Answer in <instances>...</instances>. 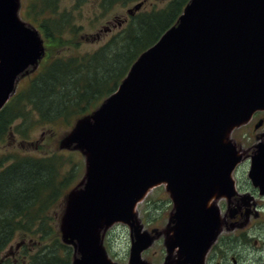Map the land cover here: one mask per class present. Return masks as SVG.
<instances>
[{"label": "water", "instance_id": "95a60500", "mask_svg": "<svg viewBox=\"0 0 264 264\" xmlns=\"http://www.w3.org/2000/svg\"><path fill=\"white\" fill-rule=\"evenodd\" d=\"M19 7L20 0H0V110L16 92L17 77L45 54L39 31L18 18ZM258 110H264V0H190L117 90L61 141L87 158L62 220L73 264H116L101 232L118 222L130 227L129 264H150L142 252L160 232L143 230L136 207L161 184L174 202L163 264H203L222 227L213 202L234 194L232 173L243 160L230 132ZM251 158L249 177L264 194V142Z\"/></svg>", "mask_w": 264, "mask_h": 264}, {"label": "trees", "instance_id": "16d2710c", "mask_svg": "<svg viewBox=\"0 0 264 264\" xmlns=\"http://www.w3.org/2000/svg\"><path fill=\"white\" fill-rule=\"evenodd\" d=\"M118 1L143 0H100L98 4L109 9ZM189 1L170 0L160 10L141 8L94 51L63 59L51 50L64 42L66 29L77 36L82 26L75 24L73 11L58 7L57 0H29L27 19L38 25L46 42V57L51 60H45L41 70L29 76L28 85L0 111V140L14 131L17 119L28 118L26 103L40 122L55 123L63 118L71 123L72 116L79 120L89 114V105L117 90L139 55L177 23ZM20 127L17 125L16 131L25 134ZM9 156L12 161L0 170V254L22 234L21 254H29L27 264H72V247L61 241L49 221L52 208L64 198V189L74 176L62 173L60 156L11 154L5 158ZM30 246H38L32 257Z\"/></svg>", "mask_w": 264, "mask_h": 264}, {"label": "rangeland", "instance_id": "374dc122", "mask_svg": "<svg viewBox=\"0 0 264 264\" xmlns=\"http://www.w3.org/2000/svg\"><path fill=\"white\" fill-rule=\"evenodd\" d=\"M99 1L100 0H57L58 7L61 10L73 11L74 22L82 26V29H80L77 36L69 29H66V31L63 32L64 42L55 46V50L50 49L54 52L55 56L67 59L94 51L120 30L123 26H121V23L129 16L127 12L128 9L138 3V1H129L126 3L124 1H118L109 9H105L98 4ZM169 1L170 0H145L142 10L152 11L155 9H163ZM28 4L29 0H20V7L17 11V15L22 22H27L35 26L34 22L28 20L26 16V6ZM36 27L38 28L37 24ZM45 44L46 42L43 41L44 49L46 47ZM46 53L47 52H45L44 57L42 56V58L37 60L35 67L34 65L30 66L27 71L17 77L15 86L18 92L28 85L29 76H35V74L41 70L43 64L47 63V60H51V58L48 59L46 57ZM105 99H107V97ZM105 99L93 101L89 105L92 109L89 114H93L99 109V106ZM24 105L26 110H30L28 118L26 120L23 118L17 119L13 123L12 128H14V131H9L8 136L0 140V170L12 161V157L10 156L5 158V156L11 154H28L37 157L60 156L62 158V173L64 174L68 171L74 177L68 181L64 189V193L66 192L64 198L52 208L50 213L53 219L50 220L49 223L54 225L55 229L59 231L58 235L61 241L72 247L73 264L76 254L74 246L64 241L62 220L64 217L67 194L71 189L75 188L86 175L87 158L79 149L61 147V139L72 132L78 120L74 115L70 118L71 123H67L63 118L55 123L40 122L38 121V114L32 110L30 103ZM261 117H263L262 113H259L257 117H254L250 122L230 132L229 139L240 148L238 150L242 151L243 154L247 151L246 147L249 144L256 143L254 146L256 150H253V154H255L258 145L264 141V139L260 140L257 137V133L261 134L264 132L263 123L261 124L262 126L260 125L258 128L254 129V123L258 122ZM17 125H21L20 129L24 130L26 133L24 134L21 131H16ZM245 155L247 156V154ZM250 167L249 162H245L244 166L238 168L236 174L233 175L234 178L236 176V182L239 181L238 183L241 188L246 190L245 192H247V190L252 192L251 188L257 189L252 184L249 177ZM257 192L258 194L261 193L260 190H257ZM234 195L235 193L230 197V200ZM221 199L222 201L226 200L224 197L217 198L216 203L218 204ZM260 200H262L264 204V199ZM262 208V215L258 218H252V212L246 210L240 223H235L232 218L225 217L227 224H223L220 231V233H223L224 244L222 249L224 251L221 253L218 252L215 261H213V263L211 261L212 264H217V261H219L220 264H264V206H262ZM137 209V216L139 221L143 224V230H147L153 236H155L154 234H156V231L160 232V234L156 235L150 249L142 252V258L146 259L150 264H163L167 257L165 244V240L167 239V224L174 211V202L170 193L166 190L165 184L152 189L150 193H148V196L139 204ZM222 214L225 216L224 210H222ZM227 225H231L232 227L229 228ZM103 233L105 250L110 259L116 264H129L131 252L129 225L116 223L105 232L102 231L101 235H103ZM19 245H22L23 248L24 243L22 241V234L17 235L4 250L11 251L13 264H27L29 261V254L19 256V254H21V252L17 251L20 250L17 248ZM4 250L2 252H4ZM37 250L38 246L29 247L31 257L37 254ZM225 252H227V259L224 260L221 256ZM170 256L171 260H175L178 258L179 254L176 250ZM16 258L17 260H15ZM207 261L208 260L204 261L203 264H206Z\"/></svg>", "mask_w": 264, "mask_h": 264}, {"label": "flooded vegetation", "instance_id": "af4514ba", "mask_svg": "<svg viewBox=\"0 0 264 264\" xmlns=\"http://www.w3.org/2000/svg\"><path fill=\"white\" fill-rule=\"evenodd\" d=\"M259 113H262L263 117H261L258 120V122L254 123V129L258 128L257 125L260 124L261 122L263 123V124L262 123L261 124L264 125V112L263 111L257 112L254 115V117H257V115ZM254 117L252 118V120L254 119ZM257 137L260 140H263L264 139V132L261 133V134L257 133ZM258 138H257V140H258ZM255 145H256V143L249 144L246 147L247 151H245V153H247V155H251L253 153V150H256V148L254 147ZM245 162H250V159L248 158V159L244 160L239 165L238 168H240L241 166H244ZM234 174H236V173H234ZM235 178H236V176H235ZM238 182L239 181L236 182L237 183V193L229 201L230 206L232 208L231 216L230 215L228 216V214L225 213V217H229V218L232 217V219L235 221V223H240V221L242 220V217L244 216V213L242 212V210L246 209V210H250V212H252V218H258L260 215H262V210H263L262 206H264V204H263L262 200H260V199H264V194H261L260 192H259L260 194H258L257 190L259 191V189L257 187H256L257 189L251 188L252 192H249L248 190H247V192H245L246 190L242 189ZM219 204H220V206L223 208V210L225 212L226 211V206L228 207V200L222 201V199H221ZM226 223H227V221H226ZM152 230H154V229H152ZM222 234L219 236L218 241L216 242V244L210 250V252H209V254L207 256V260L208 261L206 262V264H212L213 261H215V257L218 254V252L221 253L222 251H224L222 249L223 244H224V241H223L224 238H223ZM17 248L20 249V250H17V251L21 252L22 245L17 246ZM226 253L227 252H225L221 256V258H223L224 260L227 259V254ZM21 255L22 254H19V256H21ZM15 257H17V256H15ZM15 260H17V258ZM211 261H212V263H211ZM0 264H13L12 253H11L10 250H4V252H2L0 254ZM217 264H220V262L217 261Z\"/></svg>", "mask_w": 264, "mask_h": 264}, {"label": "bare ground", "instance_id": "6f19581e", "mask_svg": "<svg viewBox=\"0 0 264 264\" xmlns=\"http://www.w3.org/2000/svg\"><path fill=\"white\" fill-rule=\"evenodd\" d=\"M213 203H215V201Z\"/></svg>", "mask_w": 264, "mask_h": 264}]
</instances>
